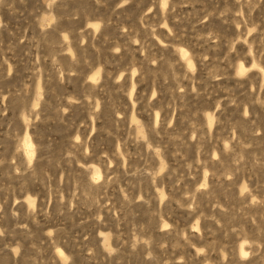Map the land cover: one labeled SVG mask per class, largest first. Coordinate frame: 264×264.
<instances>
[{"label": "rangeland", "instance_id": "1", "mask_svg": "<svg viewBox=\"0 0 264 264\" xmlns=\"http://www.w3.org/2000/svg\"><path fill=\"white\" fill-rule=\"evenodd\" d=\"M0 264H264V0H0Z\"/></svg>", "mask_w": 264, "mask_h": 264}]
</instances>
